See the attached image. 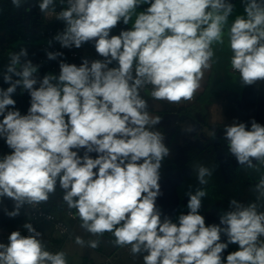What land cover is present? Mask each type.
<instances>
[{
  "label": "clouds",
  "instance_id": "9594fccd",
  "mask_svg": "<svg viewBox=\"0 0 264 264\" xmlns=\"http://www.w3.org/2000/svg\"><path fill=\"white\" fill-rule=\"evenodd\" d=\"M28 2L11 0L16 9ZM242 3L244 14L229 25L231 0H59V11L57 0H36L43 16L55 13L64 25L48 47L91 43L100 58L84 57L77 65L46 48L59 73L40 77L27 48L9 53L0 72L9 85L0 88V139L11 151L0 157V203L10 199L13 208L4 214L14 219L25 205L38 209L59 186L80 227L97 237L76 236L81 247L95 249L111 233L116 246L143 254V264H264V125L233 120L223 129L238 165L260 173L255 201L230 199L219 223L206 225L200 210L208 193L198 187L185 193L187 214L173 222L156 204L171 150L164 133L154 130L162 118L150 115L141 95L150 85L154 100L191 101L212 66L213 46L223 45L225 35L241 84L264 82V0ZM18 88L30 97L26 114L16 108ZM213 172L197 165L198 184L207 185ZM22 227L27 235L15 230L0 242V264H68L64 251L47 250L31 222ZM233 244L237 250L224 257Z\"/></svg>",
  "mask_w": 264,
  "mask_h": 264
},
{
  "label": "crops",
  "instance_id": "0c3cea01",
  "mask_svg": "<svg viewBox=\"0 0 264 264\" xmlns=\"http://www.w3.org/2000/svg\"><path fill=\"white\" fill-rule=\"evenodd\" d=\"M231 3H233L235 7L228 20L229 25L237 15L244 14V5L242 3V0H231ZM43 20L45 24L49 23L48 20H46V17H43ZM38 25L40 26V23ZM33 26L34 25H32L30 29L32 31H35V28H33ZM5 42L6 40L2 45L3 48L5 47V51L3 52L6 54V56H9L10 52L19 51L15 50L18 45L20 48H27L28 58L31 59L34 64H38L37 58L39 52L36 47L28 43H23L17 45L14 44L13 46L16 45V47L12 49V47L4 45ZM215 46H222L223 49H225L230 55H232L231 50L228 46L226 35L225 43L223 45ZM72 50L89 54L94 53L88 47V43L83 45V47L80 49H63L64 52ZM65 57L67 62L69 63H76L77 65L81 63L80 60L71 59L69 56ZM228 64L229 65L226 70L228 77H225V79L227 78L228 81H225L224 78H221L215 80L214 85H211V80L213 78L211 77L210 80L205 84L201 83L202 86L198 91L201 92L202 97H204V101H199L200 96L197 95V93L195 94L193 101H182L180 104H169L167 101H157L152 99L149 95L151 90H141V95L144 96V98L148 101V110L150 115H158L162 118L160 124H158L154 130H158L164 133V142L171 150V155L165 158V160L163 161V166L161 168V170H163V174L165 172L164 176L167 183H169V185L171 186L169 197H167L164 201L170 200L172 202V208L167 209V211L165 212L163 211L164 216L173 217V213H175L177 211L176 209H178L179 207L178 204L174 205V203L177 201H181L183 197L182 187L184 186L185 182L180 177L176 178L175 172L172 171L176 169L172 160V154L175 152L174 150L176 141L180 138L188 137L190 133L195 138L197 143L209 141L212 137V126H221L223 123H225V105L236 103H239V106L242 105V103L240 104L239 101L243 90L242 88H240L239 81L236 80V78H239V74L232 72L231 65L230 63ZM50 72L58 75V61L47 60L44 66H40L38 75L42 77L46 73ZM8 86L9 85L3 88L6 89ZM16 95H18L17 98H15ZM13 98L17 102L16 108H18L22 114H26L27 109L30 106V97L27 92L22 93L21 89L18 88ZM191 104H194L195 106L191 107ZM199 147H202V145ZM10 151L11 150L6 146L4 141L0 139V157H2L4 154L9 153ZM83 151L84 150L81 149L79 154L83 155ZM62 196L63 190L60 189L59 186H57L55 194L50 195L49 200L44 203V205L49 210L54 212L57 216L63 217L68 221L70 225V232L66 236H59L58 234L54 233L51 224L45 222L41 223L37 231L43 234L42 239L47 245V250L64 251L66 253L68 264H98L104 263L107 259H111V263L109 264H143V254L137 256L133 261L125 260V257L118 253L121 247H117L114 244V241L109 236V234L107 238L104 237L101 239L100 237L99 246L95 249H91L87 246L81 247L80 245H77L75 243V238L76 236H81V227L78 224V218L76 220H71L66 217L65 212L69 209L67 208V205L62 202ZM214 201L218 200L214 199ZM5 207L8 210H12L13 202L10 199L5 198L3 199V202L0 203V242L3 243H7V236L12 231L20 230L22 234V225L27 222L26 206L21 209V214L14 219H10L4 214L3 209ZM166 212H168V214ZM94 239H97V237L95 236L92 239L84 238L85 241ZM122 248H125L126 251H128L126 246Z\"/></svg>",
  "mask_w": 264,
  "mask_h": 264
},
{
  "label": "rangeland",
  "instance_id": "374dc122",
  "mask_svg": "<svg viewBox=\"0 0 264 264\" xmlns=\"http://www.w3.org/2000/svg\"><path fill=\"white\" fill-rule=\"evenodd\" d=\"M6 3H11V0H0L1 7H4ZM56 6L57 11H59L61 8L59 0H57ZM27 7H30L31 11H25V8ZM64 7H66V4ZM145 7H147V5L141 6L137 11H143ZM12 8L13 9H8L12 19L18 18L19 20H24L26 22L33 20V28H35V31L38 30V24L44 16L39 12L36 0H29L28 4L20 9ZM53 18L55 19V13ZM12 19L9 20L10 23L14 21ZM134 19L135 17H133V20ZM120 26V30L131 28V22L127 26ZM7 38L8 36L0 34V53L5 51V47L3 48L2 44ZM213 48L215 56L213 57L212 66L210 69L205 70L204 79L201 82L202 84L208 82L211 77H213L211 85H214L215 80L228 77L226 70L229 65L228 63H230L231 55L223 49L222 46L216 47L214 45ZM236 80L239 81L240 88L243 90L239 101L242 105L239 106V103L225 105V123L221 126H212L211 139L209 141L197 143L190 133L188 137H183L176 141L175 152L172 154V160L176 169L172 171L175 172V177L182 178L185 184L182 187V200L174 203V205L178 204L179 207L176 209L177 211L173 213V217H170L173 222L177 221L179 214H187L188 209L186 205L188 197L185 193L189 190L194 192L198 187L204 188L208 193V195L203 198V207L200 210V213L206 219V225L219 223V215L221 212L228 210L230 199L234 198L245 204L253 202L256 199V193L252 189L258 182L260 173H256L251 169L241 168L238 165L235 157L228 153L227 141L223 138V129L226 124L232 123L233 120L245 122L250 127L251 120L255 119L258 123L264 125V82H258L251 86H243L239 78H236ZM225 81H228L227 78ZM196 94L200 96L199 101H204L201 92L197 91ZM193 106L195 105L191 104V107ZM213 133H215V135H213ZM201 145L202 147H199ZM90 155H92L93 158L96 156L95 153H91ZM200 164L214 169L213 175L208 178V184L203 186L199 185L196 179V166ZM162 171L163 170H161L160 179L161 195L158 197L156 204L160 207L163 213V211L165 212L167 209L172 208V202L170 200L164 201L169 197L171 186L165 179V172L163 174ZM261 172H264V167L261 168ZM214 199H217L218 201H214ZM166 213L168 214V212ZM77 221L80 225L81 221L79 218ZM108 234L109 233H104L101 239L104 237L107 238ZM80 235L83 239H92L95 237L82 228ZM222 239H226V237H222ZM237 247L238 246L235 244L229 245V248L223 254L224 257H226L229 252L237 250ZM118 253L123 255L127 261H133L139 256L130 255L128 251L122 247L119 249Z\"/></svg>",
  "mask_w": 264,
  "mask_h": 264
},
{
  "label": "trees",
  "instance_id": "16d2710c",
  "mask_svg": "<svg viewBox=\"0 0 264 264\" xmlns=\"http://www.w3.org/2000/svg\"><path fill=\"white\" fill-rule=\"evenodd\" d=\"M12 3H6L4 7L0 6V34L8 36L6 39V42L4 45L10 46L13 48L16 47L17 44H23V43H28L38 49V58H37V63L40 66H44L45 63L47 62V58L45 55V49H43L40 46V42L44 40L45 34H47L49 29H53L56 33L58 31H61L64 27L63 23L61 21H58L54 19L53 21L49 22L48 24H45L43 18L40 20V26L38 30L32 31L30 27L34 25V21H24V20H19L18 18L12 19L10 17V14L8 12V9H13ZM57 7V6H56ZM12 19L14 20L12 23L9 22V20ZM120 25H123L122 23L119 24L115 29H113L112 34H119L120 30ZM127 26V25H124ZM16 44L15 46H13ZM17 45L15 50H19L20 47ZM64 52V51H63ZM65 56H68L67 52H64ZM44 58L43 64L40 63V59ZM9 62V56H6V54L0 53V72L3 71V68L7 63ZM7 86L3 82L2 76H0V88H3ZM18 95L15 96L17 98ZM159 207V206H158ZM160 208V207H159ZM162 211V210H161ZM163 213H162V218H163ZM109 236L112 238L114 241V237L112 236L111 233H109ZM119 247V246H117Z\"/></svg>",
  "mask_w": 264,
  "mask_h": 264
},
{
  "label": "built area",
  "instance_id": "2783aa9c",
  "mask_svg": "<svg viewBox=\"0 0 264 264\" xmlns=\"http://www.w3.org/2000/svg\"><path fill=\"white\" fill-rule=\"evenodd\" d=\"M53 16L54 13L51 16L46 17V20H48V22L53 21ZM45 17V16H44ZM56 34V32L53 29H49L47 34H45L44 36V40L40 42V46L43 49L48 48L49 51H63V49L60 47V45L58 43H53V45L51 47H48V40L52 39V37ZM88 47L94 52L92 54L89 53H82L79 51H68L67 54L71 59H77V60H82V58L87 57L88 59H99L100 57L97 56L95 49L93 47V45L91 43H88ZM40 63L43 64L44 62V58H41ZM114 66V65H113ZM232 72H234L232 70ZM236 73V72H234ZM142 90H151V86H146L145 89ZM194 98L191 100L193 101ZM26 206V213H27V222H31L33 224V226L38 230L41 223L45 222V223H49L52 225L53 231L54 233L58 234L59 236H66L69 234L70 232V225L68 223V221L63 218V217H59L57 216L54 212H52L51 210H49L44 203H42L41 205L37 206L38 209H32L30 206L25 205ZM65 215L67 218L71 219V220H76L77 217H75V211L74 210H67L65 212ZM22 235H27V231L26 229H23ZM129 254L131 253V249L130 246H126ZM53 253L58 252L56 250H49ZM111 263V259H107L104 263H98V264H109Z\"/></svg>",
  "mask_w": 264,
  "mask_h": 264
}]
</instances>
